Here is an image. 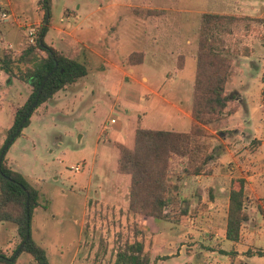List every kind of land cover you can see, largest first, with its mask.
<instances>
[{"label": "rangeland", "instance_id": "374dc122", "mask_svg": "<svg viewBox=\"0 0 264 264\" xmlns=\"http://www.w3.org/2000/svg\"><path fill=\"white\" fill-rule=\"evenodd\" d=\"M38 3L39 0H0L1 29L4 31L5 27L11 26L17 41L23 42L26 27L33 18L39 20ZM129 4L140 9V18L134 15V6L129 7ZM98 5L104 9L98 11ZM67 9L79 14L65 16ZM2 11L10 13L8 19L2 18ZM206 12L264 20V0H52L46 43L68 52V48L74 46L72 36L60 28L70 31L83 20L80 27L83 30L79 29L75 36L84 35L86 42L94 43L105 57L110 56L109 46L107 48L110 41L117 61L123 63V70L119 66L114 67L117 69L107 66L99 56H94L91 61L89 53L85 52L81 62L87 66L89 75L77 80L76 95L58 108L49 103L46 110L40 105L32 114L31 123L7 148L8 164L22 172L39 190V205L33 211L31 234L45 248L51 264H93L101 240H106L110 252L138 237L144 238L156 264H232L229 255L199 251L214 246L211 236L224 231L227 197L217 195L218 205L211 210L207 204V183L195 180L186 183L189 179L182 172V163L173 164L171 176L175 188L167 206L172 212H168L166 219L133 214L135 218L139 217L138 223L125 209L106 205L110 203L108 200L116 199L115 185L122 178L118 172L120 151L116 146L117 141L123 142L116 131L120 124L136 123L141 110L150 104L156 108L148 114L152 128L190 129L187 118L176 124L167 115L172 110L170 103L181 102L186 111L189 107L192 109L200 26ZM88 15L90 18L85 21ZM230 31L224 33V44L233 51L234 73L227 83V91L237 97L230 104H237L239 110L226 121L208 127L212 134L208 141L213 154L224 151L223 160L217 161V167L221 170L222 165L226 175L217 180L218 186L229 184V176L240 173L242 169L236 168L237 162L244 164L247 159L251 160L249 154H253L264 139V23L243 20L231 26ZM98 37L103 41H97ZM0 38V47L6 46L8 37L4 35L6 39H3L0 35ZM25 40L29 43L27 37ZM172 40L175 41L173 53L161 52V43L164 45ZM246 47L250 55L245 54ZM134 51L143 53L132 64L129 56ZM183 54L185 62L181 69ZM85 59H89L92 65ZM140 59L144 62L135 63ZM112 61L117 64L116 60ZM133 65L134 74L130 71ZM112 69L122 75L109 82L105 77ZM14 83L11 91H7L9 84L0 82V149L14 120L15 109L12 107L23 104L21 95L31 92L27 87L15 89L24 85L17 80ZM141 94H148L149 99L140 102ZM237 130L244 132L245 136L230 138L223 143L224 137H231ZM126 143L131 147L134 145L133 139ZM216 159L217 155L213 164ZM76 165L80 166L79 171L73 169ZM86 176L91 181L89 187L81 185ZM254 188V192L249 188V193L254 194L250 201L254 204L253 214L258 223L264 219V209L258 207L260 200H264V170ZM94 190L98 193L94 194ZM186 210L190 219L184 213ZM150 220L155 221L153 229L147 227L151 226L148 224ZM199 228L209 231L202 235L201 243H198L197 236ZM20 242L18 225L0 221V251L11 256L17 249V254L22 245ZM231 245L230 241H225L223 247L230 249ZM79 248L82 250L80 258L75 260ZM164 256L167 257L158 259ZM243 259L244 263L264 264V255L255 254ZM105 262L104 259L99 264ZM17 264L38 263L30 253L23 251ZM234 264L241 263L236 261Z\"/></svg>", "mask_w": 264, "mask_h": 264}, {"label": "trees", "instance_id": "16d2710c", "mask_svg": "<svg viewBox=\"0 0 264 264\" xmlns=\"http://www.w3.org/2000/svg\"><path fill=\"white\" fill-rule=\"evenodd\" d=\"M41 2L45 7L46 15L39 29L37 42L26 43L20 52L5 48L0 54V69L8 75L9 80L15 78L21 83H27L31 89L23 104L15 108L14 120L8 129L7 139L0 149V155L25 118L26 121L18 136L22 134L23 128L31 123V116L40 105L51 100L57 91L72 85L88 74L84 63L68 57L56 47L46 43L45 36L51 16L52 0H41ZM132 11L140 15L139 8L134 6ZM243 20L264 23L262 19L248 16L214 12H206L202 15L191 109L192 124L189 130L154 129L139 124L132 148L122 143L116 144L120 151L118 172L130 175L127 213L156 220L167 218L165 214L167 198L175 188L171 176L175 162L184 164L182 172L186 175L214 172L215 155L208 141L212 137L208 127L226 121L239 110L237 104H230L236 101L237 97L227 91V83L234 73V58L233 51L224 44V33H230L231 26ZM141 53L143 52H132L129 61L134 64V60L142 56ZM245 54L250 55L247 47ZM184 59L183 54L181 69L184 67ZM141 62L142 59L135 63ZM43 83L41 95L36 106L33 107ZM31 108L33 110L29 114ZM7 151L8 149L0 162V221L16 223L20 244L23 242L25 244L19 253L16 254V249L11 256L0 251V262L17 264L21 252L27 251L38 264H51L47 251L33 239L31 234L33 211L39 205V190L22 172L8 164ZM228 185L226 237L237 242L241 236L242 225L250 220L247 210V204L250 202L246 193L247 181L242 177H233ZM187 211L184 213L188 216ZM219 251L227 253L224 249ZM256 253L264 255V250L259 249ZM166 257H158V259ZM104 259L106 260L104 264H156L152 261L151 250L146 247L144 238L139 237L127 241L110 252L106 240H101L92 263L99 264Z\"/></svg>", "mask_w": 264, "mask_h": 264}, {"label": "crops", "instance_id": "0c3cea01", "mask_svg": "<svg viewBox=\"0 0 264 264\" xmlns=\"http://www.w3.org/2000/svg\"><path fill=\"white\" fill-rule=\"evenodd\" d=\"M40 2H41V0H39L38 5L41 4ZM38 5H37V7H38ZM128 6L129 7H133L134 5L129 4ZM37 7H36V11H37ZM80 7H81V5H80ZM101 9H104V7L101 6V5H98L97 6V10L99 11ZM0 10H1V8H0ZM2 12H7V11H2ZM37 13H38L37 16L39 17L38 18L39 20H35L33 18L32 22H34V23H42V21H43L42 16L39 14L38 11H37ZM7 14H9V16H10V13L7 12ZM68 14L77 16V14H79V13L76 10H68L67 9L65 11V16L68 15ZM134 15H136V14H134ZM71 17H73V16H71ZM71 17H69V18H71ZM136 17L140 18L138 15H136ZM69 18H66V19L70 20ZM89 18H90L89 15L86 16L85 17V21L87 19H89ZM82 21L79 22V24H77L70 31H66L65 29H61L60 28V30L62 32L67 33L68 35L72 36V42H73L74 46L72 48L71 47L68 48V52H65V51H63V50H61V49H59L57 47L56 48L59 49L60 51H62L68 57L75 58V59H77L79 61H81V58H83L84 53L88 52L89 53L88 55H89V58L91 59V61L94 60V56H99L103 60H105V64L107 66H109L111 68L119 66L121 68V65H123V63L120 64L117 61V59H118L117 55H115L113 53L114 52L113 50H115V49L112 46L113 44L110 41L107 44V48L109 46L108 51H109V55L110 56L109 57H107V56L105 57V55H103V54H101V52H99V49L95 48L96 45L94 43L92 44V43L86 42L87 40L85 39V37H83L84 35H80L79 37L75 36V33L77 31H79V29L83 30V28H80L81 24H82ZM21 27L23 28V26H21ZM5 28H4L5 30L3 31L1 29V27H0V35L2 36L3 39H6V38H4V35L8 37V39H7L8 40L7 41L8 44L6 46L4 45V46L0 47V54L2 53V51L5 48H10V49L15 50L17 52H20L25 47V44H26V40H25V31L26 30L23 32V36L24 37H23V42H22V41H17L16 33L11 28V26H7ZM96 40L97 41H103V39L101 37H98V39H96ZM188 41L190 42V40H188ZM2 42H4V41L2 40ZM171 43L173 45V48H172ZM161 45H162V49L160 51L163 52L164 54L167 53L169 55V53L171 51H173V49L175 48V41L174 40H172V42H168L167 41L164 45L162 43H161ZM52 46H54V45H52ZM165 50H166V53H165ZM171 53H173V52H171ZM112 60H116L115 63L117 62V64H113L114 62ZM85 61H87V63L89 65H92V63H91V61L89 59H85ZM143 62H144V60L141 63H143ZM114 69H117V68H114ZM130 71L133 74L136 72V69H135L134 65H133V67L130 68ZM121 73L122 72H119V74H117L112 69V70H109V72L107 73V76L105 78L108 79L109 82H112V81H114V80H116L118 78L117 75H119V77H121V75H122ZM93 74L96 75V73H93ZM87 75H89V72H88ZM86 76H84V77H86ZM145 77L146 76H143V78H145ZM13 80L15 81L17 79L14 78ZM87 80H88V78H87ZM1 81H6L7 84H9L6 87L7 91H9V90L11 91L12 87L15 84L14 81L9 80L8 75L3 70L0 69V82ZM17 81L20 82L19 80H17ZM148 82H149V79H148ZM78 83L79 82L76 81L72 85L67 86V87L57 91L55 93V95L52 97L51 100H49V101H47V102L42 104L43 107L46 110H48L49 109V103H51V105H53L56 108H58V106H60L63 102H65L66 100H68L72 96L76 95V85H78ZM89 83H90V81H89ZM20 84H23L24 86L23 87L21 85L20 86H16L15 89L18 88L20 90H24L27 87V91H30V88H29L27 83H21L20 82ZM29 94H30V92H28L27 94L24 93L23 95H21L22 98L24 97L23 102L26 100V98L29 96ZM148 97H149L148 94H141L138 99L140 100V102H144L145 100L147 101L149 99ZM162 99L164 101L170 103V101H167L166 98H162ZM179 101H182V100H179ZM170 104H171L172 110H171L170 114L167 115L169 119H171L174 122H177L176 124H179V123H181L182 119H186L187 118L188 121L192 124V116H191V108L190 107L187 108V111H186L185 108L181 106V104H182L181 102H178L177 104L176 103H170ZM156 106H157V103H156ZM153 107H151L150 104H147L141 110V114L142 115L140 114V117H138L139 120L136 123H128V124H123L122 123V124H120L116 131L118 132V138H120V140H122L124 143L123 142H118V141H117V143H122V144H124V145H126L128 147H131V146L127 145L126 142H128V140H131V139H133V142H135V132H136V128H137V126L139 124L141 126H143V127L152 128L149 125L151 121L149 120V115L148 114L150 112H153V110H156V108H153ZM12 108L15 109L14 106ZM164 113L166 114L165 111H164ZM190 127H191V125H190ZM259 128H258V131L260 130ZM228 133H231V132H228ZM220 134L223 135V133H220ZM232 135H231V137H227V138L224 137L223 138V143H225L226 141H229L230 138H236L237 136H242V135L245 136V133L242 132L241 130H237V131H235V133H232ZM260 140H261V138H260ZM223 153H224V151H222L221 154L220 153L215 154V156L216 155L218 156V159H216V162L214 163V166H213L214 167V172L212 174L187 175L189 181H186V183L191 182L193 180L199 181L200 183H204V184L207 183V185H208L207 186V188H208L207 189V191H208V200H207L208 202H207V204L209 205V208L211 210L216 208L217 205H218V202H217L218 196L217 195L225 194V196L227 197V200L229 201V185L226 184L225 186H223V185L222 186H218V184H217V180H219L220 178H224L225 175H226V173H224L222 171V169H223L222 165H220L221 170H218V167H217L218 166V164H217L218 162L217 161H221L222 162V160H223L222 159V154ZM249 155H252V159L251 160L247 159V161H245L244 164H240V163L237 162L236 168H241L242 169L240 171V173L238 175L232 174L229 177L231 179L233 177H242V178L246 179V181H247V191H246V193H247V197L249 198V201H250V198L254 194L253 193H249V188H251L253 190V192L255 191V188H254L255 184L257 183V180L259 178H261L262 172L264 170V139H262L261 142L259 143L257 150H255L253 154H249ZM233 159H236V158H233ZM247 173H248V175H246ZM215 181H216V184H214ZM90 184H91V181H90L89 178H87V176L84 177L81 180V185L82 186H88L89 187ZM97 193H98V191L94 190V194H97ZM129 193H130V175L122 174V178L118 181V184L115 185V189H114V194L116 195V199L114 201L108 200V202H110V203H106V205H111L113 207H116L117 209H125V210H127L128 206H129ZM211 196H213V198ZM198 202H199L198 205H200V201H198ZM260 202H261V205H258V207L260 208V210H262V209H264V200H260ZM227 207H228V204H227ZM247 210H248V212L250 214V220L245 222L242 225L241 236H240V239L237 242L231 241V240H229L226 237V225H227V219H226L224 231L221 234H219V235L215 234V236H211V238L215 242L214 243L215 245L214 246H210V247H206V248L203 247L199 251L203 253V250H210V251H216V252L221 253L219 250L220 249H224V250L227 251V253H221V254L229 255L230 258H231V263L232 264L236 263V261H239L241 264H250L249 262L244 263V259L243 258H249V257L257 254L256 252L259 249L264 250V219L260 220L261 223H262L260 225L262 227H261L260 230H258V228L260 226L259 225L260 221L257 223L258 220H257L256 216L253 214L254 213L253 211L255 210V207H254V204H252L251 201L247 204ZM131 215H132V217H134L133 214H131ZM137 217L136 218L134 217V219H136V221H138V223H139V217L138 218ZM154 223H155V221L150 220L148 222V224H150L151 226H147V227H150V228L153 229L154 228L153 226H155ZM209 227L211 229V226H209ZM144 230L148 231V232L149 231L152 232L151 230H148V229H145V228H144ZM194 230L195 229H192L193 233L195 232ZM257 231H258V233L260 232V234H256ZM207 232H209V231H205L204 229H203V231L202 230L200 231V229H199V231L197 232V233H199L197 235L198 236V243H201V241L203 240L204 234L207 233ZM193 233H191L190 235H193ZM207 239H209V238H207ZM225 241H230L232 243L230 249H227V248L223 247V244L225 243ZM189 250L192 251L191 246L189 247ZM81 251H82L81 248L76 250L75 255H74L75 260L78 259L79 254L81 253Z\"/></svg>", "mask_w": 264, "mask_h": 264}, {"label": "built area", "instance_id": "2783aa9c", "mask_svg": "<svg viewBox=\"0 0 264 264\" xmlns=\"http://www.w3.org/2000/svg\"><path fill=\"white\" fill-rule=\"evenodd\" d=\"M37 11L39 12V14L42 16V19L44 20L45 18V15H46V10H45V7L43 5V3L39 4L38 7H37ZM9 17V14H7V12H2V18L4 20L8 19ZM33 24H29L27 27H26V31H25V37H27V40L29 43L33 44V43H36L37 40H38V34H39V25L41 23H34L32 22ZM112 121H115V119H112ZM73 169L75 171H79L80 170V166L79 165H76L73 167ZM169 197H171V193L170 195L168 196L167 198V205L165 207V214L167 215L168 212H172V209H170L168 206V199ZM189 216V215H188ZM189 219H190V216H189Z\"/></svg>", "mask_w": 264, "mask_h": 264}, {"label": "water", "instance_id": "95a60500", "mask_svg": "<svg viewBox=\"0 0 264 264\" xmlns=\"http://www.w3.org/2000/svg\"><path fill=\"white\" fill-rule=\"evenodd\" d=\"M54 69H56V68H54ZM43 87H44V83L42 84V86H41V88H40V90H39V92H38V94H37V98H36V101H35L34 104H33V107L36 106L37 101H38V99H39V97H40V95H41V92H42ZM32 110H33V108H31L29 114L32 112ZM25 121H26V118L23 120V123H24ZM23 123L20 125V127H19L18 130L16 131L15 135L11 138V140L8 142V144H7V145L5 146V148L3 149L2 154L0 155V162H1L2 158H3L4 152H5V151L7 150V148L9 147L10 142H11L12 140H14V138H15V137L18 135V133L20 132V130H21L22 126H23ZM24 244H25V242L22 243V245H21V247H20V250L22 249V247L24 246ZM19 252H20V251H19Z\"/></svg>", "mask_w": 264, "mask_h": 264}]
</instances>
